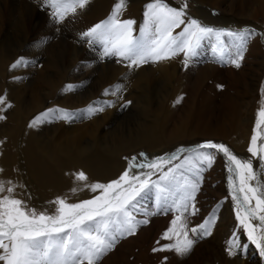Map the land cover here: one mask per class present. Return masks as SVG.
Listing matches in <instances>:
<instances>
[{
  "label": "bare ground",
  "instance_id": "obj_1",
  "mask_svg": "<svg viewBox=\"0 0 264 264\" xmlns=\"http://www.w3.org/2000/svg\"><path fill=\"white\" fill-rule=\"evenodd\" d=\"M194 1L208 2L211 7L214 6V2L219 1L227 10L241 12L246 4L248 6L246 9L251 15L254 14V10L256 12L258 8L260 10L257 1L256 5L254 4L255 8L252 9L250 0H234L235 3L230 0H191ZM151 2L153 0H126V7L119 17L120 20L135 21L132 26L133 35L139 36L140 27L145 21L146 5ZM165 2L170 7L178 8V5L171 0ZM116 3L117 0H92L93 5L89 4L78 15L79 24L82 26L79 28L82 30L92 28L96 18L104 12H112ZM20 6L15 8L10 0H0V79L3 82H7L8 79V86L11 84L12 87L6 90L15 94H20L19 89L25 84L18 82L28 79L32 72L39 69L34 62L37 63L42 54L49 53L52 45L46 38L45 42L40 41L41 37L29 38L28 26L32 24L34 16L30 15V11L22 10ZM193 10L198 13V20H201L203 25L216 27L222 23L223 27L234 24L230 19L212 17L206 10L192 7ZM11 24L17 26L20 33L18 37L17 34L9 35V32H14L15 29ZM49 25L50 23L47 28ZM237 27L242 26L239 24ZM182 28L183 26L174 29L173 34L180 32ZM221 40L224 41L227 49L223 61L218 58L216 51L218 41L215 36H211L201 41L197 54L191 57L187 67L183 63L182 53L171 60L157 63L150 61L133 68L128 67L130 62L127 60L121 59L117 62L119 58L114 56L117 62L114 64L113 56L109 57L108 63L102 66L103 69L101 68L105 70V66H108L112 70L111 73L101 72L106 79L105 85L108 86V91L118 89L124 92L121 96H125L127 89L128 92L131 90L133 96H130L128 101L119 99L120 101H107V104L94 100L87 101L89 104L83 103L79 111H74V122L67 126L54 122L53 127L47 129V132L41 130L44 133H41L37 126H29L34 118L24 120L21 116L23 111L26 112L25 107L30 101H14L12 113L15 116L11 118L13 123L9 121L5 130L0 128V170H2L0 181H4L6 187L7 182L11 181L16 186V195L30 208L45 210L44 206L49 209V204L45 197L42 199V195L48 191L47 188H50L52 193L69 190L67 192L71 197L70 200H73V197L74 200L90 198L96 193L86 188L85 182L75 179L74 174L79 171L85 172L88 177L87 183H104L124 172L128 168L129 159L132 158L128 155L140 149H144L141 153L149 162L154 160V156L156 159L177 153V159L165 164L163 171H167L168 167L184 163L183 157L192 155L191 150L196 148L198 141L210 138L227 142L230 150L240 158H252L254 168L259 170L260 162L257 158L251 157L247 149L253 128L256 127L257 110L262 102L259 101L256 93L264 72L262 45L260 46L256 36H253L245 46L243 59L240 61L241 66L236 68L228 62L235 56L236 47L226 36H222ZM12 44L16 48H12ZM15 49L30 56V61L22 58L26 68L11 67L15 62L12 61L10 52H16ZM52 61L56 59L50 58L45 62ZM75 63L77 62L74 61V69L77 68ZM119 65L124 67L118 68L117 72L114 71V67ZM19 74L21 79H18ZM6 75L9 77L7 78ZM11 76L15 80L13 83L10 82ZM119 83L125 86L118 87ZM43 90L45 91V88ZM180 97H182L180 102L175 103ZM207 98H215V101ZM81 103L82 101L77 106ZM109 104L111 106H108ZM90 105L92 108L103 107V111L90 113L84 117V111H87ZM4 126L5 123L0 124V127ZM178 149L183 151L177 152ZM133 157L137 158L138 163H145L141 160V154ZM225 161L224 155L218 154L211 167L205 163L199 173L200 187L196 192L195 200L189 202L188 211L184 213L187 218L186 230L191 238L196 239L191 229L197 228L199 231L198 226L204 223L213 210H215V220L211 226V234L198 238L187 255L180 256L174 250L153 251L154 248H163L164 245L174 244L178 238H182V234L181 237L173 235L171 239L161 238L162 234L172 226L171 221L181 213L174 210L164 211L159 206L157 193L153 187L138 199L136 209L133 211L136 220L147 219L148 223L139 225L134 234L118 238L114 248L103 256L98 264H105V260H111L113 264L117 262L120 264H264V260L256 254L257 250L255 252L253 245H250L247 236L238 226ZM148 171L147 168L143 170L137 168L133 169L131 174L140 175ZM193 171L195 170L189 171L185 166L177 172L180 183L184 182V176L191 179ZM60 175L63 176V180L58 178ZM160 175V171H155L150 181H159ZM73 176L74 180H71ZM73 188L77 191L73 192ZM171 199L173 198L170 197L169 202ZM193 203L198 209L195 214H192ZM145 213L149 215L146 216ZM233 232L238 233L241 243L247 244L248 247L241 249L236 256H229L226 242L233 238Z\"/></svg>",
  "mask_w": 264,
  "mask_h": 264
},
{
  "label": "snow or ice",
  "instance_id": "obj_2",
  "mask_svg": "<svg viewBox=\"0 0 264 264\" xmlns=\"http://www.w3.org/2000/svg\"><path fill=\"white\" fill-rule=\"evenodd\" d=\"M89 2L90 0H44V4L52 9V16L57 22L63 21L70 13L75 14L77 8L83 9ZM125 7L126 0H117L109 17L82 33V37H87L89 44L101 43L104 56H116L119 58L117 62L121 59L129 61V68L150 61L157 63L171 60L181 53L187 67L191 57L197 54L201 41L211 36H215L218 41L216 51L221 61L227 52L221 37L226 36L233 42L236 53L228 62L239 68L248 41L256 35L264 39V33H257L253 29L229 31L201 24L187 16V0L179 8L170 7L165 0H153L147 4L144 24L140 27L139 36H135L132 27L135 21L119 19ZM181 26L182 30L173 34V30ZM22 63V59L17 60L11 67L16 68ZM71 89V85L66 86V90ZM107 92L106 89L105 93ZM180 99L182 97L177 98L175 103H179ZM0 104H5L4 96H0ZM6 106L11 107L10 104ZM3 110L0 108V111ZM88 110L94 114L103 111V107L92 108L90 105ZM72 115L64 109H50L35 117L29 126L49 121L52 116L69 120ZM0 119L4 117L0 116ZM262 128L264 101L257 112L256 127L253 128L247 149L251 157L260 162L259 170L254 168L252 158H240L223 143L206 141L192 149V155L184 156V163L168 167L167 171H163L165 164L177 159V153L157 157L149 163H138L137 158L132 157L128 161V168L119 178L108 183H87V175L79 171L74 174L75 179L85 182L84 186L94 193L99 190L100 194L78 203H69L65 198L57 197L51 202L55 205L54 213L30 208L24 200L15 197L16 186L11 181L7 182V187L4 181H0V264H98L114 248L118 238L132 235L139 225L148 223L147 219L136 220L133 211L138 199L153 187L159 206L164 211L181 213L175 216L171 221L172 226L161 238L171 239L173 235L181 237L182 234V238H178L174 244L154 248L153 251L174 250L180 256L187 255L198 238L211 234L215 210L198 226L199 231L197 228L191 229L196 239L191 238L186 230L187 218L184 213L188 211L189 202L195 200L200 187L199 173L203 170L202 166L206 163L211 167L220 153L226 158L230 194L235 202L238 226L243 228L248 240L264 258V144H257L258 138L264 139V130H260ZM182 151L183 149L177 150ZM185 166L189 171H195L191 179L184 176V182L180 183L176 173ZM137 168H147L149 171L140 175L131 174ZM155 171L161 172L159 181H150ZM72 191L76 192L77 189L73 188ZM170 197L173 199L169 202ZM191 207L192 214H195L198 209L194 203ZM226 243L229 256H236L241 249L248 247L241 243L236 232H233V238Z\"/></svg>",
  "mask_w": 264,
  "mask_h": 264
},
{
  "label": "rangeland",
  "instance_id": "obj_3",
  "mask_svg": "<svg viewBox=\"0 0 264 264\" xmlns=\"http://www.w3.org/2000/svg\"><path fill=\"white\" fill-rule=\"evenodd\" d=\"M18 1H19V3H18ZM171 1L174 2L176 5H178V8L184 3V0H171ZM230 1L235 3L234 0H230ZM256 1L259 3L260 10H259V8H258V12H256L254 10L253 15H251L250 11L248 12V9H246V7H248L246 4H244V7L242 9L243 12H241L239 10L229 11L225 8V5L223 3L221 4L219 1L218 2L212 1V3L214 2L213 3L214 6L211 7V5L209 6L207 4L208 2L207 3L202 2V1L201 2L200 1L191 2V0H187L188 7L186 9V13H187L188 17L198 20V13H196L194 10L192 11V7H194L197 10H206L207 13H210L212 15V17H218L219 19H230L232 21V23H234V24H231L229 26H224L225 28L222 27V25H223L222 23H219L218 25H216V27L211 26V25H205L208 27H212L214 29H226L229 31H240V30H245V29H253L257 33H264V18H263L264 12L262 13V11H264V0H260V2H259V0H250L249 2L251 4L250 6H252V9H253V7L255 8L254 4L256 5ZM10 2H13V5L15 8H17L21 5L20 7L22 8V10H25L28 12L30 11L31 12L30 15L34 16L32 19V24L30 23L28 26L29 27L28 29L30 30L28 33L29 38L32 39L35 37H41L40 41H43V42L46 41L45 40V38H46L47 41H49V43L52 45H51V49L49 50L50 51L49 53L41 55V59L37 62L38 64L36 62H34V64L38 65L39 69L36 72H32L28 79H25L24 81L20 80L18 82V83H21V82L25 83L23 86H21V89H19L20 94H15V93H12V91L10 92V91L6 90V89H9L10 87H12L11 84H10V86H8L9 85V83H7L8 79H6L7 82H3V80L0 79V88H1L0 89V96L5 97V104H0V108L4 109L3 111H0V116L4 117V119H0V124L5 123V126H4L5 128L0 127L2 130L7 129L6 127L9 124V121L12 122L11 118L15 116L12 113L13 109H14V103H15L14 101H30L29 105L25 107L26 112L23 111L21 113V116H22V118H24V120L25 119L31 120V119L37 117L38 113L40 114V113L45 112V111L50 110V109H60L61 108V109L67 110L68 112L73 114L69 120L57 119V118H55V116H52L49 120L50 122L45 121L43 123L37 124L36 126L38 127V129H40L39 131L41 133H44L41 130L43 129L47 132V129L53 127L54 122H58V123H61L63 125H66V126L68 124H71L72 122H74V114H75L74 111H79L80 107L81 108L83 107V103L89 104L88 103L89 101L94 100V101H100L101 104H102V102L107 104V101H120V100L128 101L127 99H130L133 96L131 94V90L128 92L127 89H126L127 94L125 96H121V95H123L124 92H122L118 89L117 90L114 89V91H113V89H111L107 92V94L105 93V90L106 89L108 90V86L105 85L106 79L103 77L101 72L103 71L104 73L105 72L111 73L112 70H110V68H108V66H105L106 67L105 70H101V68L103 69L104 67H102V66H104L108 63L107 59L109 57H106L103 55L104 48H103V45L101 43L96 42L94 44H89L88 38L82 37V33L86 32L88 29L82 30L79 28L82 26L79 24L78 15L83 9H86V7L89 4L93 5L92 0H90V2L83 9L77 8L75 14H72V13L68 14L65 17V19L63 21H60V22H57L56 19H54V17L52 16V9L44 4V0H21V1L20 0H10ZM209 7H211V8H209ZM234 9H236V8H234ZM110 14H111V12L110 13L104 12V13L100 14L96 18V20L94 21V26L96 24L101 23L102 21L106 20ZM258 14H260V15H258ZM70 17H72V18H70ZM66 18H68V19L70 18L69 21ZM119 19H120V17H119ZM198 21L201 23V20H198ZM48 23H50V25L47 28ZM239 24L242 26L241 28L237 27V25H239ZM11 26H13L15 29H14V32L13 31L9 32V35L17 34V37H18V34H20V33H19V30L17 29V26L15 24H11ZM42 26H44V28H42ZM231 26L236 27V28L231 29ZM256 38H257L260 46L262 45V50L264 52V39H262L260 35H256ZM13 47H15V45L12 44V48ZM95 51H97V52L95 53ZM16 52H17V54H16ZM16 52H10V54L12 55V58H13L12 61L14 60V62H16L17 60H20L22 58L23 59L25 58L27 61H30L29 55H24L22 52H19L17 50H16ZM76 56H77V58H75ZM99 57L101 58V60ZM50 58H52L53 60L56 59V61H52L51 63H46L45 61L47 59H50ZM74 58H75V60H74ZM82 59H83V61H82ZM74 61L77 62V63H75L77 65V68H75V69H74ZM112 62L114 64H117L116 57L113 56ZM28 63L29 62H27V64ZM80 63H82V64H80ZM23 67L26 68L25 62H23L20 65V68H23ZM120 67H121L120 65L114 67V69H115L114 71L118 70V68H120ZM122 67H124V65H122ZM106 69H109V70H106ZM109 76L111 77V75H109ZM6 77L8 78L9 76L6 75ZM74 77H76V78H74ZM11 78H12V76H11ZM18 79H21L20 74H19ZM70 80H72L73 82ZM13 81H15V80H13V78H12L10 82L13 83ZM96 82H97V84H96ZM113 82H114V80H113ZM260 84H261V86H260ZM68 85H72L71 90H66V86H68ZM223 85H224V83H223ZM124 86L125 85L121 84V83H119V85H118V87H124ZM44 88H45L46 92L43 90ZM51 88L53 91H51ZM3 89H5V90H3ZM262 89H264V72L262 73L259 86L256 89V93L259 96V101H264V97H262ZM98 91H100V92H98ZM70 93H72V94H70ZM37 97H38V99H37ZM207 99H209L210 101L211 100L215 101V98H207ZM209 100H206V101H209ZM81 101H82V103L79 106H77L79 104V102H81ZM8 104H10L11 107H7L6 105H8ZM34 105H35V107H34ZM261 106H262V102H261ZM261 106H260V108H261ZM69 109H70V111H69ZM88 111L89 110L84 111V114H83L84 117H86L90 114V112H88ZM257 112H258V110H257ZM260 130H264V128H262ZM260 130H258V131H260ZM257 144H264V139L258 138ZM143 150L144 149H140V151H143ZM138 153H139V150L135 151L131 155H128V157L130 156L129 158H131L133 156H137ZM73 174H74V171H73ZM119 176H117V177H115L109 181H106L104 183H108L112 180L118 179ZM58 178H60V179L62 178V180L64 179L63 176H61V175ZM71 180H74V176L72 177ZM7 186H9V185L7 184ZM47 189H48V191L47 192L44 191L45 194L42 195L43 196L42 199H44V197H45L48 200V202H47V200H45V201L49 204V209H47L48 207L44 206V208H46V209L45 210L39 209V211H49L50 210V212H53V213L55 211V205L52 204L51 202L55 201L59 194H60L59 197L65 198L67 200V202H69V203H78V202L83 201V200L92 199L96 195H99V193H100V191H97L90 198H79L77 200H74V197H73V200H70L71 197H69V193H68L69 190H67L68 192L63 191V192H57V193L53 192L52 193V190L50 188H47ZM4 194H7V193L5 192ZM51 194H52V196H51ZM66 194H68V195H66ZM14 195L16 198L20 199V197L17 196L16 193H14ZM51 199H52V201H51ZM241 229H242V233H244L242 227H241ZM232 237H233V234H232ZM249 243L251 246L253 245L252 248L256 252L257 248L255 247V245L252 244L250 241H249ZM256 254L258 255V253H256ZM105 264H113V263L111 262V260H105ZM114 264H120V262H117Z\"/></svg>",
  "mask_w": 264,
  "mask_h": 264
}]
</instances>
